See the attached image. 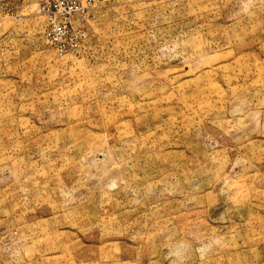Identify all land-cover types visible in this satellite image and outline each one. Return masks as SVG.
Masks as SVG:
<instances>
[{
    "label": "rangeland",
    "instance_id": "obj_1",
    "mask_svg": "<svg viewBox=\"0 0 264 264\" xmlns=\"http://www.w3.org/2000/svg\"><path fill=\"white\" fill-rule=\"evenodd\" d=\"M83 5L0 0V264H264V0Z\"/></svg>",
    "mask_w": 264,
    "mask_h": 264
},
{
    "label": "built area",
    "instance_id": "obj_2",
    "mask_svg": "<svg viewBox=\"0 0 264 264\" xmlns=\"http://www.w3.org/2000/svg\"><path fill=\"white\" fill-rule=\"evenodd\" d=\"M41 8L52 19L46 30V39L50 44H61L68 34L67 17L84 8L85 0H40Z\"/></svg>",
    "mask_w": 264,
    "mask_h": 264
}]
</instances>
